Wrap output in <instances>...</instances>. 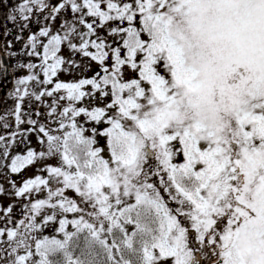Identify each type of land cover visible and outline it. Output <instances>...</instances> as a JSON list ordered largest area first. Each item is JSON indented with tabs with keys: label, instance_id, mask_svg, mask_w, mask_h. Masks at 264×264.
I'll list each match as a JSON object with an SVG mask.
<instances>
[{
	"label": "snow or ice",
	"instance_id": "snow-or-ice-1",
	"mask_svg": "<svg viewBox=\"0 0 264 264\" xmlns=\"http://www.w3.org/2000/svg\"><path fill=\"white\" fill-rule=\"evenodd\" d=\"M7 20L39 28L0 114V264H264V0H17Z\"/></svg>",
	"mask_w": 264,
	"mask_h": 264
},
{
	"label": "rangeland",
	"instance_id": "rangeland-1",
	"mask_svg": "<svg viewBox=\"0 0 264 264\" xmlns=\"http://www.w3.org/2000/svg\"><path fill=\"white\" fill-rule=\"evenodd\" d=\"M38 19H40V17L38 16L37 17ZM38 28H39V26H35L34 25V27L31 25L30 26V29H29V34L32 32V30H33V33L34 32H36V31H38ZM26 38V35L24 36V39ZM24 43H26V42H24ZM25 45V44H24ZM24 45H22V46H24ZM64 55H65V57H67V55H68V53L67 52H65L64 53ZM7 59H8V61L10 62V64L12 63V71H11V73H10V78L13 80V82H12V84H11V86L10 87H8L7 88V91H3V90H0V114H3L7 109H9V108H11L12 106H13V101H12V99L9 97V93H11L12 91H14V89H15V80L16 79H18L20 76H22V75H24V74H27V70H24V71H20V70H18L16 67H15V65L18 63L16 60H15V57L13 58V57H10V56H7ZM22 59V61L23 62H26V61H28L30 58L29 57H25L24 55H23V57L21 58ZM32 59V62H37L36 60H35V58H31ZM4 76H6V75H8V72H6L5 74H3ZM72 75H76V74H72ZM69 76V74H65V73H61L60 74V79H62V80H64V81H67V78L66 77H68ZM1 82V81H0ZM1 84H2V82H1ZM1 87H0V89H2L3 87H2V85H0ZM11 130H13V129H7V130H5V129H2V128H0V134H5L6 132H8V131H11ZM32 138V137H31ZM33 147H39V145H32ZM15 151H19V149H15L14 150V152ZM51 163H55V161H50ZM5 172L7 171L6 169L4 170ZM38 174H42V173H39L35 168H33V167H29L28 169H26V170H24L21 174H11V173H8V176L10 177V179H12V180H16L17 179V176L19 175V176H21L22 175V177H21V181L23 180V179H27V178H32V177H34L35 175H38ZM0 182H2V183H4V184H6L8 187L7 188H9V190H12L11 188H10V186L7 184V182L5 181V179H4V176L3 175H0ZM8 203H5V199H4V205H7ZM19 212H20V207H16L15 209H14V214L15 215H19Z\"/></svg>",
	"mask_w": 264,
	"mask_h": 264
},
{
	"label": "flooded vegetation",
	"instance_id": "flooded-vegetation-1",
	"mask_svg": "<svg viewBox=\"0 0 264 264\" xmlns=\"http://www.w3.org/2000/svg\"><path fill=\"white\" fill-rule=\"evenodd\" d=\"M16 2H17V0H8V2L6 4L5 3H0V33H1L0 40H3L5 42V45H7L8 41H12V45H16L18 47H22L23 44L20 43V42L23 41L24 36L26 34H28V33L24 34L21 31V28L19 27L18 23L16 24V23H13V22H10V21L7 20V15L10 13L12 6ZM14 27L19 28L20 30L17 31L16 33H14V29H13ZM5 31H7L9 33L7 36L4 35ZM23 31H25V29ZM17 35H19L21 37L20 40H16L15 39V37ZM12 51H16V49H13ZM20 53L23 54L22 49L20 50ZM2 79H3V76H1V74H0V81L3 84V80ZM1 82H0V85H2Z\"/></svg>",
	"mask_w": 264,
	"mask_h": 264
},
{
	"label": "trees",
	"instance_id": "trees-1",
	"mask_svg": "<svg viewBox=\"0 0 264 264\" xmlns=\"http://www.w3.org/2000/svg\"><path fill=\"white\" fill-rule=\"evenodd\" d=\"M92 73L91 72H89V73H87V75H91ZM67 78V81L68 80H74V79H78L79 78V76L78 75H69L68 77H66ZM62 80V79H61ZM32 145H38L37 143H36V138H35V136H33L32 138ZM101 143H103V141H101ZM21 177H22V175L21 176H17V179L15 180L17 183H19L20 181H21ZM1 181V180H0ZM0 183H2V182H0ZM4 184V183H3ZM4 186L7 188L8 186L6 185V184H4ZM9 191H11V190H9ZM4 199H5V203H9V202H13L12 200H11V198H5V197H0V202H2L3 204H4ZM17 206L18 207H20V205L19 204H17ZM16 206V207H17Z\"/></svg>",
	"mask_w": 264,
	"mask_h": 264
},
{
	"label": "water",
	"instance_id": "water-1",
	"mask_svg": "<svg viewBox=\"0 0 264 264\" xmlns=\"http://www.w3.org/2000/svg\"><path fill=\"white\" fill-rule=\"evenodd\" d=\"M3 63H5V64H6V62H4V61H3ZM7 71H8V69H7Z\"/></svg>",
	"mask_w": 264,
	"mask_h": 264
}]
</instances>
